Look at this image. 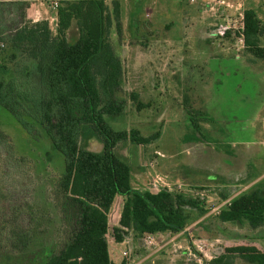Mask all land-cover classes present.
Segmentation results:
<instances>
[{"label": "rangeland", "instance_id": "374dc122", "mask_svg": "<svg viewBox=\"0 0 264 264\" xmlns=\"http://www.w3.org/2000/svg\"><path fill=\"white\" fill-rule=\"evenodd\" d=\"M42 1L41 13L28 18L27 10L31 4L35 6L31 14H35L39 2L0 0V47L3 43L1 35L13 33L35 18L47 20L55 32L57 8L63 1ZM103 1L112 6L119 0ZM213 1L121 0V33L118 34L113 25L110 37L123 64L121 88L116 99L124 104L121 113L110 116L107 121L115 130L137 129L144 136L156 132L159 136L147 146H137L129 141L121 143L117 154L131 167L134 189L150 190L152 181L159 176L174 189L172 191L198 198L203 203L201 207L209 211L200 216L198 210H189L192 222L177 240L181 249L175 251L173 246L166 245L158 252H147L141 237L134 234H131L133 242L128 244L114 240L112 229L118 226L123 205V197L118 196L112 207L107 237L114 262L195 264L184 253L192 240L205 242L209 259L221 254L239 255L249 248L264 251L256 232L252 233L257 246L229 240L233 231L245 233L249 230L218 222V210L213 211L221 200L232 196L233 191L238 192L264 171V59L249 52L245 43L242 47L235 36L221 41L206 34L207 28L219 23L217 15L227 17V11L221 6L209 9L211 4L217 5ZM226 1L242 2L246 10L256 13L264 26V0ZM53 2L58 6L55 7ZM3 26L6 31L2 30ZM68 38H77L76 27L69 30ZM260 46L264 47V37ZM3 64L7 69L0 75L8 82L18 74L13 63L4 61ZM30 89L36 97L38 85L32 83ZM132 93L139 94L145 105L142 109L137 110ZM190 111L198 116L200 131L193 126ZM0 133L6 136L4 140L9 144H14L16 156L30 164L23 183L28 187V193L21 195L20 201L31 202L30 205L42 214V224L38 227H42L43 232L48 231L44 240L56 241L54 235L60 231V226L66 231L68 224L47 207L51 201L58 206L61 202L53 193L59 171L53 166L52 152H46L45 138L41 131L39 135H31L2 107ZM81 146L94 152L103 150L102 142L92 134L81 141ZM12 172L6 170L8 186L22 181L21 174ZM179 184L183 187L179 188ZM220 185L224 187L221 192ZM209 186L218 188H212V191ZM44 206L46 208L40 213L39 209ZM49 221L52 222L50 225ZM67 234L63 232V239ZM168 235L170 239L173 234ZM162 244L160 241L159 246ZM235 264L247 263L237 258Z\"/></svg>", "mask_w": 264, "mask_h": 264}, {"label": "trees", "instance_id": "16d2710c", "mask_svg": "<svg viewBox=\"0 0 264 264\" xmlns=\"http://www.w3.org/2000/svg\"><path fill=\"white\" fill-rule=\"evenodd\" d=\"M121 13V1L112 6L102 0L63 1L57 8L55 32L43 20L27 21L13 33L1 35L0 73L6 71L3 62L8 61L18 75L8 82L0 75V107L31 135L41 131L49 148L46 152H52L53 166L59 171L53 193L61 203L51 201L47 207L59 220L66 219L68 226L66 231L60 226L56 241L44 240L48 231L38 227L42 214L31 202L20 201L28 193L23 183L30 164L16 156L14 144L0 133L4 164L0 166V264H117L111 260L107 236L110 211L118 196L123 197V205L118 226L112 229L117 243L132 233H181L192 222L189 210H198L200 216L209 211L198 198L182 191L134 189L131 167L117 154L121 143L147 146L159 136L158 132L144 136L137 129L115 130L107 121L121 113L124 104L116 99L123 64L110 37L113 25L121 33ZM73 26L77 38L70 40L68 32ZM262 37L264 26L258 16L245 10V45L264 59ZM32 83L39 87L36 97ZM131 98L137 110L145 106L138 93ZM190 116L200 131L198 116L191 111ZM88 134L102 142L101 152L82 148L81 141ZM4 166L8 173L21 174L22 181L8 186ZM216 219L236 228L239 221L249 230L233 231L229 240L255 242L252 232L264 234V181L231 199ZM63 232H68L64 239ZM243 250L239 255L221 254L206 264H235L237 258L247 264H264V252Z\"/></svg>", "mask_w": 264, "mask_h": 264}, {"label": "built area", "instance_id": "2783aa9c", "mask_svg": "<svg viewBox=\"0 0 264 264\" xmlns=\"http://www.w3.org/2000/svg\"><path fill=\"white\" fill-rule=\"evenodd\" d=\"M103 1V0H102ZM214 3L217 5L211 4L209 6L210 10H215V6H221L224 8L225 12L227 11V17L223 18L220 23L210 26L207 28V35L209 37H218V38H226L228 35L237 37L239 43H241L242 47L244 45V33H245V8L242 2H234V1H226V0H214ZM55 6H58V3H55ZM3 46V45H2ZM179 188H182L180 185ZM163 189H167L172 191V187L168 183H164V181L158 176L151 183V189L149 191L153 193H157ZM183 232H181L182 234ZM177 236H180L178 234ZM158 237V239H157ZM165 238L161 234H146L142 239L143 248L147 252L153 251L158 252L166 246L170 242H174L173 238L171 241H166ZM162 241V245L159 246V242ZM175 251L176 249H181L182 246L179 243H175ZM153 253V254H154ZM184 253L188 256L189 259H192L195 264H206V262L211 261L213 258L209 259L206 244L202 240H192L190 241V245L185 248ZM127 256V252L123 253ZM151 253L149 254V256ZM129 264V263H128ZM140 264V263H138Z\"/></svg>", "mask_w": 264, "mask_h": 264}, {"label": "crops", "instance_id": "0c3cea01", "mask_svg": "<svg viewBox=\"0 0 264 264\" xmlns=\"http://www.w3.org/2000/svg\"><path fill=\"white\" fill-rule=\"evenodd\" d=\"M6 1H11V0H6ZM20 1H32V2H39L40 3V5H39V10L35 13V14H31V9H33V7H34V9L33 10H35V6L33 5V4H31L32 6H31V8L29 9V10H27L28 12H29V15H27L28 16V18H34L35 16H37V14H39V13H41V11H40V9H41V5L43 6V1L42 0H20ZM62 1H74V0H62ZM119 1H121V0H119ZM123 1V0H122ZM54 3V6H55V3H57V2H53ZM56 7V6H55ZM55 7H54V9H55ZM208 8V7H207ZM206 8V9H207ZM13 9V8H12ZM16 9V8H15ZM13 11H14V9H13ZM42 13H47V12H42ZM209 13V12H208ZM222 14V13H221ZM222 16H220V15H217V17H216V21H218L219 23L223 20V18H221ZM220 19V20H219ZM37 21H39L38 20V18H35V19H33V22H37ZM207 34V33H206ZM210 38H212V37H210ZM217 39H219V40H221V41H224V38H217ZM237 57H239V55H236ZM262 181H264V171L260 174V175H258V176H256L251 182H249V183H247V184H245V185H243L242 186V188L240 189V190H238V192H234L233 191V194H232V196H230L229 198H227V199H223V200H221V202L218 204V205H216V207L215 208H213V211L214 210H218V212L223 208V207H225V206H227L228 204H229V202L231 201V199H233L234 197H236V196H238V195H240L241 193H243V192H245V191H247V190H249L251 187H253L254 185H256V184H258V183H260V182H262ZM179 185H181L182 187H183V185L182 184H179ZM219 185V184H218ZM200 186H203V185H200ZM209 187H211V189L212 188H218L217 186L215 187V186H209ZM219 188H221L219 191L221 192L222 191V188H224L222 185H220L219 186ZM249 188V189H248ZM212 191H214V189H212ZM229 193H231V192H229ZM223 194H225V193H223ZM222 194V195H223ZM221 195V194H220ZM229 195H231V194H229ZM224 196H226V195H224ZM218 212H217V214H218ZM112 213H113V210H111L110 211V215H112ZM109 215V216H110ZM119 217H120V212H119V216H118V221H119ZM118 223V222H117ZM109 226H110V221H109ZM186 231V230H185ZM184 232V231H183ZM168 233L169 232H166V233H160L161 235H163L164 237H166L167 238V242L168 241H171L173 238L175 239V241L177 242V240H178V238L181 236V233H178V234H180V236H177L178 234H173L172 235V238H170V239H168ZM132 234H134L133 236H139V237H141V239H143V237H144V235H140V234H137L136 235V233H132ZM166 235H168V236H166ZM255 236V235H254ZM108 237V236H107ZM256 237H258V236H256ZM254 238V237H253ZM259 241L261 242V243H263V244H261L262 246L261 247H264L263 245H264V234H262V235H259ZM174 241V242H175ZM131 242H133V237H131V234H130V236L129 237H127L126 238V240L124 241V242H122V244H128V243H131ZM174 242H170V243H168L167 245H169V246H173V247H175V245H174ZM172 244V245H171ZM250 245H252V246H257L258 245V242L255 240V242H253V243H250ZM260 252H264L263 250L261 251L260 250ZM110 253V252H109ZM114 253H117V251H116V249H114ZM111 257V256H110ZM112 260V259H111ZM113 261V260H112ZM114 262V261H113ZM115 263H117V262H115ZM117 264H119V263H117Z\"/></svg>", "mask_w": 264, "mask_h": 264}, {"label": "water", "instance_id": "95a60500", "mask_svg": "<svg viewBox=\"0 0 264 264\" xmlns=\"http://www.w3.org/2000/svg\"><path fill=\"white\" fill-rule=\"evenodd\" d=\"M237 228L238 229H242L243 228L239 221H237Z\"/></svg>", "mask_w": 264, "mask_h": 264}]
</instances>
